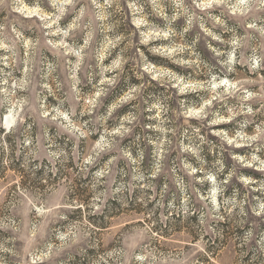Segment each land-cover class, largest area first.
<instances>
[{"label": "rangeland", "instance_id": "rangeland-1", "mask_svg": "<svg viewBox=\"0 0 264 264\" xmlns=\"http://www.w3.org/2000/svg\"><path fill=\"white\" fill-rule=\"evenodd\" d=\"M247 2L0 0V264H95L144 229L162 264H264V13Z\"/></svg>", "mask_w": 264, "mask_h": 264}, {"label": "clouds", "instance_id": "clouds-1", "mask_svg": "<svg viewBox=\"0 0 264 264\" xmlns=\"http://www.w3.org/2000/svg\"><path fill=\"white\" fill-rule=\"evenodd\" d=\"M246 6L250 8L255 15L256 12L264 13V0H248ZM257 19L259 17H256ZM251 28H255V23L250 25ZM67 35V33H65ZM255 67V65H254ZM18 106V105H17ZM3 107V103L0 102V108ZM215 122V121H214ZM229 143H232V141H229ZM4 148L7 149L8 146L4 145ZM253 160L258 159L257 157L253 156ZM211 178V177H209ZM65 191L71 193L72 192V186L67 185L65 186ZM212 202L215 204V196L212 197ZM228 202L225 201V204ZM65 205L70 209L72 207H79L80 206V199L77 198V201L72 202L65 200ZM85 206L90 209L94 210L96 206V201L93 200L91 202H85ZM175 210V209H173ZM185 211L187 209L185 208ZM90 214V213H86ZM80 232L82 233V239L83 238H95L94 229L92 228V225H90L86 220H81L78 225ZM133 229H129L126 231H121L120 236L117 237V240L120 238H124L126 241L127 238V232L131 231ZM139 230V229H135ZM144 232L146 234V243H142L137 248H131L129 249L127 246H125L120 251H117L114 247L111 252L108 251L107 248L104 249V254L100 256L98 260L95 261V264H162V260L164 257L162 254L158 251V249L152 247V244L154 242V238L150 234V229H144ZM109 236L114 235V233H109ZM108 237H106L107 239ZM89 246H96L91 244V241H88ZM181 255H188L183 253L180 249H177V256ZM168 264H173V261L171 259L168 260ZM177 264H182V261L177 260Z\"/></svg>", "mask_w": 264, "mask_h": 264}, {"label": "bare ground", "instance_id": "bare-ground-1", "mask_svg": "<svg viewBox=\"0 0 264 264\" xmlns=\"http://www.w3.org/2000/svg\"><path fill=\"white\" fill-rule=\"evenodd\" d=\"M12 117V116H11ZM10 116H7L6 117V124H10L11 123V120H10V118H11Z\"/></svg>", "mask_w": 264, "mask_h": 264}, {"label": "water", "instance_id": "water-1", "mask_svg": "<svg viewBox=\"0 0 264 264\" xmlns=\"http://www.w3.org/2000/svg\"><path fill=\"white\" fill-rule=\"evenodd\" d=\"M6 122V121H5Z\"/></svg>", "mask_w": 264, "mask_h": 264}]
</instances>
